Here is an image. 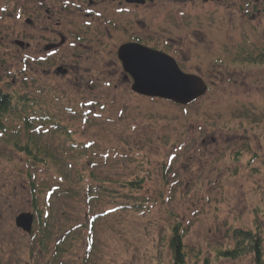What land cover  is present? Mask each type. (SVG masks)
<instances>
[{
    "label": "rangeland",
    "instance_id": "374dc122",
    "mask_svg": "<svg viewBox=\"0 0 264 264\" xmlns=\"http://www.w3.org/2000/svg\"><path fill=\"white\" fill-rule=\"evenodd\" d=\"M113 6L99 0L102 15L87 20L61 0H0V89H33L63 127L31 132L50 157L18 148L32 145L24 128L0 134V264L164 263L173 227L188 264H254L216 250L232 227L264 237V0ZM132 36L207 93L187 105L132 93L116 54ZM91 186L109 190L92 200ZM137 190L147 211L116 209ZM23 212L36 217L30 233L15 225Z\"/></svg>",
    "mask_w": 264,
    "mask_h": 264
},
{
    "label": "trees",
    "instance_id": "16d2710c",
    "mask_svg": "<svg viewBox=\"0 0 264 264\" xmlns=\"http://www.w3.org/2000/svg\"><path fill=\"white\" fill-rule=\"evenodd\" d=\"M260 54L261 56H259V58L264 57V51ZM31 96L32 93L27 92V89H19L18 91H3L2 89H0V134L6 135L8 134L7 132L11 131V127L9 126V124L14 125L15 127L24 128V132H26L28 139L31 138L30 143H32V145H20L18 146V148L21 150H25L24 152L28 156L32 155L34 157H38L39 153L46 154L48 157H50V153H47L45 149H43L42 151L38 149L39 146L36 143V139L38 137L37 134H31V132L39 133L34 129L36 123L35 120L39 121L42 115L47 113L41 107L38 110L34 108L36 100ZM52 118L53 117L51 116L49 121L56 122ZM58 127H60V130H62L63 128L57 122V127L55 129H57ZM28 139L26 143H28ZM89 146V144L84 143L83 146L81 145V148L84 151L88 149ZM35 151H37V153ZM127 156L129 155L127 154L126 157ZM131 186L135 187L136 183H131ZM99 190L107 192L109 188L101 187L99 189L98 186H91L90 188H88L89 192H86L87 198L95 200V198L99 196ZM138 192L139 190L136 191V193ZM127 196L128 199H126L125 202H119V205L116 207L117 210L121 209L124 211L129 208H137L143 211L148 210V207L146 205L148 201L145 200V197L141 196L140 192L138 194L132 193ZM230 229L231 231L233 229V242L231 245H228L224 248H218L216 250L219 253L218 255L226 260H235L241 258V256L243 255H251L254 264H264V237L251 228L244 229L243 227H232ZM171 232L172 234L169 239V248L172 255L170 257V260L168 262L158 264H188V255L186 253L185 242L183 241V234L178 231L177 227H173L171 229ZM61 251L62 249L57 248V250L55 251L56 255H60ZM58 260L60 259L58 258Z\"/></svg>",
    "mask_w": 264,
    "mask_h": 264
},
{
    "label": "water",
    "instance_id": "95a60500",
    "mask_svg": "<svg viewBox=\"0 0 264 264\" xmlns=\"http://www.w3.org/2000/svg\"><path fill=\"white\" fill-rule=\"evenodd\" d=\"M50 47L47 45V49ZM117 54L123 69L133 78V92L182 105L206 93V82L199 75L182 72L178 63L166 53L137 43H127L119 47ZM33 219L32 214L23 212L15 217V224L30 233Z\"/></svg>",
    "mask_w": 264,
    "mask_h": 264
},
{
    "label": "flooded vegetation",
    "instance_id": "af4514ba",
    "mask_svg": "<svg viewBox=\"0 0 264 264\" xmlns=\"http://www.w3.org/2000/svg\"><path fill=\"white\" fill-rule=\"evenodd\" d=\"M61 1L63 3V6L64 7H67L68 4H70L71 6H73L74 8H76L77 10L79 9L80 13H83L85 15V17L88 18L87 20H89V19L90 20H95L97 17H99V16L102 15V12H100V11L98 12L96 10V8H95L98 5L99 0H81V2L80 1L74 2V1H71V0H61ZM109 1L112 4L115 5V6H113V9L111 10L113 16L115 14L116 15H120L121 12H126V11L130 12V9L132 8L131 5L136 6V7H141V5L143 6V5H145V4L149 3V2H152V0H109ZM84 3H86V4H84ZM18 16H19V14H18ZM26 21L30 22L31 20L27 18ZM110 23H112L111 18L109 19V24ZM115 24H116V22H115ZM113 25H114V23H113ZM62 43H63L62 41L59 42L58 44H56V43H49V44H53V46H54V48H52L50 50L51 51H53V50H56L57 51L58 48L61 47V45H63ZM127 43H137V44H139L141 46L144 45V46H147L148 48H151L153 50L156 49V50H158L160 52L167 53V52L161 51L155 45H154V48H153V47L145 44L141 40V38H139V37L132 36V38H130L129 40H126L125 42H122V44L118 46V48L116 49V54H117V50L119 49V47H121L123 44H127ZM27 46H28V43L26 42L21 47H27ZM46 47L47 46L45 45V49H46ZM117 58H118V54H117ZM122 69H123V66H122ZM66 71H67V68H66ZM123 71L125 73L124 74L125 77H129L131 79V84H132V77H131V75L128 74L124 69H123ZM131 87H132V85L130 86V88Z\"/></svg>",
    "mask_w": 264,
    "mask_h": 264
}]
</instances>
